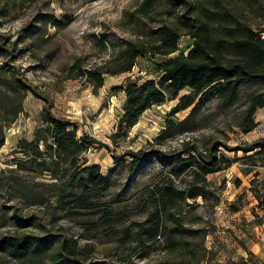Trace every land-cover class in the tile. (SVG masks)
Instances as JSON below:
<instances>
[{"label": "trees", "instance_id": "1", "mask_svg": "<svg viewBox=\"0 0 264 264\" xmlns=\"http://www.w3.org/2000/svg\"><path fill=\"white\" fill-rule=\"evenodd\" d=\"M165 1L168 10L162 15L166 16L163 22L137 32L140 28L137 21L154 19L161 2L143 0L130 15L131 24L136 28V39L114 46L109 58L98 64L86 67L83 60H77L67 72L68 79L80 80L96 93L104 86L106 76L131 72L137 61L147 56L174 55L179 52L182 37L189 36L193 40L192 49L187 55L165 60L157 81L128 78L126 86L119 88L125 93V103L117 131L111 139L114 142L127 139L147 111L177 99L176 108L153 144L162 145L204 128L206 122L202 111L212 101L217 115H228L230 110L238 108L237 127L244 134L254 131L258 126L255 115L264 108V0ZM254 16L261 21L256 26L249 19ZM20 87L25 93L32 91L45 102V107L34 139L20 141L14 151L19 155L13 160L16 170L32 175V182L21 181L17 197L27 207L43 209L45 224L36 226L34 218L18 214H14L13 220L20 229L35 227L44 235L0 237V257L6 262L1 264H83L96 252V244H83L78 236H66L62 227L56 229L60 234L48 227L68 219L81 221L89 233L105 231L114 235L113 207L104 198L115 182L111 177H104L99 166H88L86 156L95 140L86 135L79 137L76 129H71L53 113L54 106L47 98H42L29 86L21 84ZM186 90L189 92L183 94ZM23 99L24 95L8 127L23 114ZM185 111L189 113L182 121L171 119ZM4 137L3 129L1 147L5 144ZM223 149L252 152L254 157L264 161V139L230 148L213 136L205 137L204 141L183 139L180 148L164 160L147 150L125 154L132 160L128 168L130 174L146 160L159 161L161 168L142 198L144 220L117 237L116 247L135 250L140 247L145 252L141 257L145 259L155 246L161 245L170 254L183 252L190 256L192 263L201 264L206 250L200 253L194 248L193 241L199 239L202 243L207 234L203 229L186 226L185 210L193 208L198 199L205 203L218 202L217 190L211 188L208 176L230 167V159ZM259 176V173L255 174L251 189L259 208L264 211V192L261 190L264 181L259 182ZM42 187H47V191ZM254 257L249 252V258ZM150 264L187 263L162 261Z\"/></svg>", "mask_w": 264, "mask_h": 264}, {"label": "rangeland", "instance_id": "2", "mask_svg": "<svg viewBox=\"0 0 264 264\" xmlns=\"http://www.w3.org/2000/svg\"><path fill=\"white\" fill-rule=\"evenodd\" d=\"M143 0H0V141L4 129V145L0 146V237L17 234L44 235L39 229H20L13 220L14 214L32 217L33 224H45L43 209L27 207L18 196L21 181H31L32 175L16 170L13 160L19 155L14 151L20 141H32L41 121L45 102L24 92L20 85L33 88L42 98H47L53 113L63 119L79 137L86 135L95 140L86 158L88 166H99L104 177H111L115 185L106 192L105 202L113 207L115 228L112 233H89L81 221L61 219L49 226L56 234L62 227L66 236H78L83 244H96L94 255L83 264H150L172 262L195 264L183 252L170 254L161 245L155 246L147 258L140 247L119 249L115 240L145 218L143 195L161 163L154 160L142 162L130 174L132 162L129 152L147 150L162 160L180 148L181 140L213 136L230 148L243 147L264 139V108L255 115L257 128L244 134L238 127L240 111L230 110L228 115H217L215 102L205 105L202 115L205 127L192 135L153 144L166 121L176 108L179 99L168 101L147 111L134 126L129 137L114 142L111 136L123 115L127 79L158 80L165 60L180 54L187 55L193 40L184 36L179 52L168 57L147 56L137 61L131 72L106 76L104 86L94 92L80 80L68 79L67 72L77 61L85 66L98 64L109 58L114 46L125 40L136 39V28L130 15ZM168 10L161 0L154 19L137 21L140 30H147L163 22ZM255 26L261 21L250 17ZM158 20V21H155ZM135 31V32H134ZM264 37V34H263ZM106 48V49H105ZM186 90L183 94L188 93ZM24 95V112L9 127V121ZM189 111L171 117L182 121ZM153 144V145H150ZM109 146V147H107ZM230 167L208 176L212 189H216L217 203L198 199L193 208H186V226L203 229L204 241L194 240V248L206 250L201 264H264V211L252 192V180L259 173L264 181V161L254 153L228 152ZM158 158V157H157ZM258 185V184H256ZM41 189L47 191V187ZM262 192L264 189L261 188ZM193 203V202H189ZM95 236H99L95 239ZM249 252L255 257L249 258ZM204 254V252L202 253ZM119 260H123L120 262ZM5 259L0 257V264Z\"/></svg>", "mask_w": 264, "mask_h": 264}, {"label": "crops", "instance_id": "3", "mask_svg": "<svg viewBox=\"0 0 264 264\" xmlns=\"http://www.w3.org/2000/svg\"><path fill=\"white\" fill-rule=\"evenodd\" d=\"M261 110V109H260Z\"/></svg>", "mask_w": 264, "mask_h": 264}]
</instances>
